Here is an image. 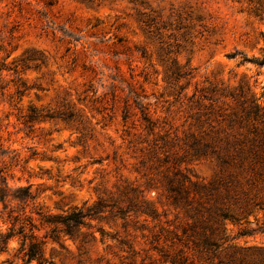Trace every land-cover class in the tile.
I'll return each instance as SVG.
<instances>
[{
	"label": "rangeland",
	"instance_id": "rangeland-1",
	"mask_svg": "<svg viewBox=\"0 0 264 264\" xmlns=\"http://www.w3.org/2000/svg\"><path fill=\"white\" fill-rule=\"evenodd\" d=\"M263 56L264 0H0V187L32 194L7 208H27L54 264H172L187 219L166 178L182 169L209 181L216 171L187 152L206 110L197 91L242 88L264 106V66L254 62ZM173 60L192 70L181 94L168 78ZM33 110L54 118L29 122ZM72 208L104 209L53 242L37 210ZM263 222L255 210L229 234ZM237 243L264 246V233ZM0 264L38 263L24 260L16 238L0 247Z\"/></svg>",
	"mask_w": 264,
	"mask_h": 264
},
{
	"label": "trees",
	"instance_id": "trees-1",
	"mask_svg": "<svg viewBox=\"0 0 264 264\" xmlns=\"http://www.w3.org/2000/svg\"><path fill=\"white\" fill-rule=\"evenodd\" d=\"M254 62L264 66V56ZM167 71L170 83L180 88L181 94L185 89L181 80L193 78L191 68L173 60ZM197 92L200 96L195 98L196 103L199 109L204 106L206 110L196 117L199 136L191 135L187 152L196 159L214 160L216 171L209 181L198 177L194 180L182 169L166 178L171 204L183 210L187 219L186 248L178 250L170 261L172 264H264V246L237 243L257 231L264 233V222L258 229L240 228L234 236L229 234L228 228L230 223L242 224L255 210L264 212V106L253 93L242 88L233 94L220 92L215 86L208 92ZM227 99H232L233 103L230 105ZM206 101L208 106L204 105ZM140 109L147 128L154 132L157 127L148 117V108L141 105ZM52 118L50 113L34 110L28 115L29 122ZM127 118L125 115L124 119ZM31 198L28 187L19 188L15 193L9 191L7 182L0 187V202L5 205L3 212H7L4 223L11 224L6 232L0 231V247L7 249L9 242L17 238L27 263L54 264L44 254L49 236L39 238L36 231L40 226L27 214V208H21L20 212L7 208L8 200L26 203ZM83 209L72 208L58 215L45 214L38 209L37 214L42 227L54 226L50 238L59 242L61 233L75 237V231L84 224L85 218L101 213L104 208H88L87 212ZM149 215L154 219L158 217L153 210ZM150 264H157L153 257Z\"/></svg>",
	"mask_w": 264,
	"mask_h": 264
}]
</instances>
